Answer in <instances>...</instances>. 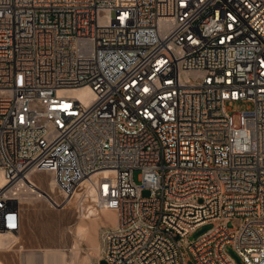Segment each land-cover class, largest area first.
<instances>
[{"label": "built area", "instance_id": "built-area-1", "mask_svg": "<svg viewBox=\"0 0 264 264\" xmlns=\"http://www.w3.org/2000/svg\"><path fill=\"white\" fill-rule=\"evenodd\" d=\"M80 192L98 264H264V0H0V232Z\"/></svg>", "mask_w": 264, "mask_h": 264}, {"label": "rangeland", "instance_id": "rangeland-1", "mask_svg": "<svg viewBox=\"0 0 264 264\" xmlns=\"http://www.w3.org/2000/svg\"><path fill=\"white\" fill-rule=\"evenodd\" d=\"M249 107H252V103L246 100L228 104L231 111H245ZM140 173L141 171L138 170L134 173L135 181L138 183H141ZM46 189L52 193V188L47 186ZM149 194V190L144 189L143 196L147 197ZM87 197L88 195L80 192L62 208L52 207L44 199L28 201L25 206L23 225L19 233L0 232V264H22L20 250L53 248L70 252L75 247L77 240L75 228L85 215L84 204ZM109 226H104L99 230L101 245L102 233ZM229 227H233L232 224ZM212 228V224H204L198 227L190 236V240L198 239ZM80 247L82 255L92 251L87 240H81ZM101 251L99 257L93 258L90 264H98ZM228 254L237 264H244L241 256L232 247H228ZM189 264H196V262L192 260Z\"/></svg>", "mask_w": 264, "mask_h": 264}, {"label": "bare ground", "instance_id": "bare-ground-1", "mask_svg": "<svg viewBox=\"0 0 264 264\" xmlns=\"http://www.w3.org/2000/svg\"><path fill=\"white\" fill-rule=\"evenodd\" d=\"M84 90L75 92L77 95L84 94ZM41 179V178H39ZM54 191V183L49 185ZM48 192L51 193L48 189ZM77 196V195H76ZM75 196V197H76ZM74 197V198H75ZM72 198V199H74ZM71 199V200H72ZM46 200V199H45ZM47 201V200H46ZM49 203V202H48ZM50 204V203H49ZM85 215L75 228V247L70 251L64 249L47 248L42 250H20L22 264H90L93 258L99 257L102 245L99 238V230L104 226H116L118 217L112 209H102L98 206L94 195H88L85 199ZM14 233V232H12ZM19 233V232H18ZM81 240H87L91 252L82 255L80 252Z\"/></svg>", "mask_w": 264, "mask_h": 264}]
</instances>
